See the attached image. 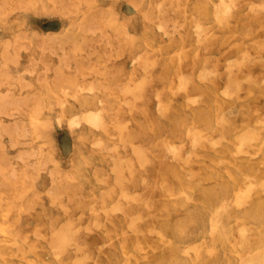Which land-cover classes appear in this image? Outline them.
<instances>
[{
  "label": "rangeland",
  "instance_id": "obj_1",
  "mask_svg": "<svg viewBox=\"0 0 264 264\" xmlns=\"http://www.w3.org/2000/svg\"><path fill=\"white\" fill-rule=\"evenodd\" d=\"M0 3V264H264V0Z\"/></svg>",
  "mask_w": 264,
  "mask_h": 264
},
{
  "label": "bare ground",
  "instance_id": "obj_2",
  "mask_svg": "<svg viewBox=\"0 0 264 264\" xmlns=\"http://www.w3.org/2000/svg\"><path fill=\"white\" fill-rule=\"evenodd\" d=\"M10 1H11V0H10ZM237 1H238V0H237ZM6 2H7V1H6ZM67 2H68V1H66V5H67ZM1 3H2V2H1ZM1 3H0V4H1ZM68 3L70 4V2H68ZM76 3H78V2H76ZM233 3H234V2H233ZM4 4H5V2H4ZM6 4H7V3H6ZM6 4H5V5H6ZM81 4H82V3H81ZM81 4H80V5H81ZM157 4H158V3H157ZM260 4H262V3L260 2ZM66 5H65V6H66ZM257 5H258V4H257ZM67 7H68V5H67ZM0 8H1V7H0ZM157 8H158V6H157ZM258 8H259V6H258ZM3 9H4V8H3ZM260 9H261V8H260ZM10 10H11V8H10ZM158 10L160 11L159 8H158ZM158 10H157V11H158ZM2 11H3V10H2ZM258 11H259V10H258ZM0 13H1V10H0ZM60 13H61V12H60ZM71 13H72V12H71ZM182 17H183V16H182ZM223 18H224V17H223ZM218 19H219V18H218ZM196 23H197V22H196ZM194 26H195V25H194ZM248 26H249V25H248ZM196 27H198V25H197ZM88 29H90V28H88ZM88 31H89V30H88ZM91 31H92V29H91ZM246 31L249 32L248 30H246ZM92 32H93V31H92ZM240 32H241V31H240ZM124 34H125V33H124ZM19 35H20V34H19ZM22 36H23V34H22ZM199 37H200V36H199ZM199 37H198V38H199ZM18 38H20V37H18ZM4 41H5V40H3V42H4ZM195 41H196V40H195ZM15 42H16V41H15ZM44 46H45V45H44ZM3 47H4V46H3ZM26 47H27V46H25V48H26ZM4 48H5V47H4ZM4 48H3V50H4ZM14 48H15V47H14ZM27 48H28V47H27ZM44 48H45V47H44ZM46 48H47V47H46ZM48 48H49V47H48ZM186 54H187V53H186ZM260 54H261V53H260ZM212 55H213V54H212ZM247 56H248V55H247ZM177 57H178V56H177ZM179 58H181V57H179ZM253 59H254V58H253ZM180 60H181V59H180ZM256 60H257V59H256ZM148 65H150V64L148 63ZM245 65H246V64H245ZM34 67H35V66H34ZM202 67H203V66H202ZM52 68H53V67H52ZM226 68H227V67H226ZM199 71H200V70H199ZM40 73H41V72H40ZM200 73H202V71H201ZM206 73H207V72H206ZM209 74H210V73H208V75H209ZM208 75H207V76H208ZM213 75H214V74H213ZM183 76H184V75H183ZM202 76H203V75H202ZM180 77H181V76H180ZM197 77H198V76H197ZM208 77H209V76H208ZM222 77H223V76H222ZM82 78H83V77H82ZM201 78H203V77H201ZM129 79H131V78H129ZM138 79H139V78H138ZM142 79H144V78H142ZM182 79H183V78H182ZM220 79H221V77H220ZM224 79H225V77H224ZM177 80H178V79H177ZM227 80H228V79H227ZM180 81H181L180 79H179V81H177V82H178V83H177V86H178V84H179ZM139 82H140V81H139ZM231 82H232V80H231ZM125 83H126V82H125ZM229 83H230V82H229ZM262 83H263V82H262ZM225 84H226V83H225ZM180 85H181V82H180ZM24 86H25V84H24ZM22 88H23V86H22ZM22 88H21V89H22ZM89 88H90V86H89ZM179 88H180V87H179ZM223 88H224V87H223ZM225 88H226V85H225ZM139 89H140V88H139ZM238 89H239V88H238ZM238 89H237V90H238ZM89 90H90V89H89ZM89 90H88V91H89ZM97 90H98V89H97ZM126 90H128V89H126ZM134 90H135V89H134ZM136 90H137V89H136ZM234 90H235V89H234ZM240 90H241V89H240ZM219 91H220V89H219ZM222 91H223V90H222ZM173 92H174V91H173ZM176 92H177V91H176ZM249 92H250V91H249ZM249 92H248V93H249ZM62 93H63V91H62ZM155 93H156V92H155ZM234 93H235V92H234ZM234 93H232V94H234ZM63 94H64V93H63ZM129 94H131V93H129ZM133 94H134V93H133ZM136 95H137V94H136ZM136 95L134 94V97H135ZM140 95H141V94H140ZM154 95H155V94H154ZM206 95H207V94H206ZM228 95H229V94H228ZM25 96H26V95H25ZM131 96H132V94H131ZM149 96H150V95H149ZM160 96H161V95H160ZM225 96H226V90H225ZM137 97H138V96H137ZM144 97H145V96H144ZM155 97H157V95H156ZM158 98H160V97H158ZM195 98H196V97H195ZM14 99H15V98H14ZM72 99H73V98H72ZM130 99H131V97H130ZM136 99H137V98H136ZM190 99L192 100L191 97H190ZM214 99H215V98H214ZM2 100H4V99H2ZM133 100H134V98H133ZM188 100H189V99H188ZM0 101H1V98H0ZM15 101H16V100H15ZM157 101H158V100H157ZM56 102H57V101H56ZM130 102H131V101H130ZM2 103H3V101H2ZM2 103H0V105H1ZM7 103H8V102H7ZM14 103H15V102H14ZM124 103H125V101H124ZM180 104H181V103H180ZM185 104H186V103H185ZM2 105L6 106L5 104H2ZM231 105H232V104H231ZM4 106L0 108V109L3 108L2 111L4 110V108H6V107H4ZM7 106L9 107V105H7ZM163 106H164V105H163ZM165 107H166V106H165ZM247 107H248V106H247ZM225 108H226V107H225ZM253 108H254V107H253ZM238 109H240V108H238ZM238 109H237V110H238ZM247 109H248V108H247ZM256 109H257V108H256ZM248 110H249V109H248ZM222 111H223V110H222ZM253 112H254V111H253ZM91 113H92V112H91ZM91 113H90V114H91ZM236 113H237V112H236ZM95 114H96V113H95ZM97 114H98V113H97ZM220 114H221V113H219V116H220ZM16 115H17V114H16ZM91 115H92V114H91ZM162 115H163V113H162ZM164 115H166V114H164ZM223 115H224V114H223ZM59 116H60V115H59ZM96 116L99 117V115H96ZM96 116H95V117H96ZM226 116H227V115H226ZM261 116H262V115H261ZM76 117H77V116H76ZM98 117H96V118H97V120L99 121L100 118L98 119ZM100 117H101V115H100ZM217 117H218V116H217ZM221 117H222V116H221ZM14 118H15V117H14ZM18 118H20V116H19ZM69 118H70V117H69ZM71 119H72V118H71ZM75 119H76V118H75ZM75 119H74V121H75ZM87 119H88V118H87ZM89 119H91V118H89ZM112 119H113V118H112ZM77 120H78V119H77ZM77 120H76V121H77ZM116 120H117V119H116ZM76 121H75V122H76ZM98 121H97L96 123H98ZM23 122H24V121H23ZM71 122H73V121H71ZM69 123H70V122H69ZM76 123H78V121H77ZM93 123H94V122H93ZM96 123H94V124H96ZM0 124H1V123H0ZM70 124H71V123H70ZM70 124H69V125H70ZM122 124H123V123H122ZM6 125H7V124H5V128H6ZM8 125H9V124H8ZM74 125H75V124H74ZM126 125H127V124H126ZM13 126H14V123H13ZM7 127H8V126H7ZM10 127H11V126H10ZM73 127H74V126H73ZM125 127H126V126H125ZM49 128H50V127H49ZM3 129H4V128H3ZM190 130H191V129H190ZM200 130H201V129H200ZM200 130H199V131H200ZM4 131H5V129H4ZM199 131H198V132H199ZM13 132H14V131H13ZM13 132H12V133H13ZM188 132H190V131L188 130ZM9 133H10V132H9ZM192 133H193V132H192ZM198 135H199V134H198ZM198 135H197V133L195 134L196 137L194 136V137H195L194 140H197V139H198V138H197ZM1 136H2V134H1ZM11 138H12V137H11ZM196 138H197V139H196ZM252 138H253V137H252ZM202 139H203V136H202ZM255 139H256V138H255ZM194 140H193V141H194ZM239 140H240V139H239ZM242 140H243V139H242ZM248 140H249V139H248ZM248 140H247V141H248ZM193 141H192V142H193ZM202 141H203V140H202ZM245 141H246V140H245ZM245 141L243 140V142H245ZM258 141H259V140H258ZM23 142H24V141H22V144H23ZM93 142H94V141H93ZM95 142H97V141H95ZM99 142H100V141H99ZM203 142H204V141H203ZM211 142H213V139H211ZM240 142H242V141H240ZM240 142H238V143H240ZM250 142H251V140H250ZM256 142H257V141H256ZM193 143H194V142H193ZM215 143H217V142H215ZM215 143H214V144H215ZM238 143H237L236 147H237V146L239 147L240 144L238 145ZM180 144L182 145V143H180ZM98 145H99V144H98ZM129 145H130V144H129ZM221 145H222V144H221ZM258 145H259V144H258ZM99 146H100V145H99ZM172 146H173V145H172ZM241 146H242V145H241ZM241 146H240V147H241ZM24 147H25V146H24ZM132 147H133V146H132ZM170 147H171V145H170ZM170 147H168V148H170ZM209 147H210V146H209ZM261 147H262V146H261ZM123 148H124V147H123ZM166 148H167V147H166ZM166 148H165V149H166ZM25 149H26V148H25ZM27 149H29V147H27ZM30 149H31V148H30ZM30 149H29V150H30ZM171 149H172V147H171ZM208 149H209V148H208ZM210 149H212V148L210 147ZM238 149H239V148H238ZM34 150H36V149H34ZM169 150H170V149H169ZM169 150H168V151H169ZM22 152H23V150H22ZM27 152H28V150H27ZM20 153H21V151H20ZM24 153H25V152H24ZM138 153H139V152H138ZM140 154H142V153H140ZM145 154H146V153H145ZM251 154H252V153H251ZM16 156H18V155L16 154ZM138 157H140V156L138 155ZM139 159H140V158H139ZM218 160H219V159H218ZM140 161H141V160H140ZM200 161H201V160H200ZM141 162H143V161H141ZM70 163H72V162H70ZM139 164H140V163H139ZM182 165H183V164H182ZM39 167H40V166H39ZM119 167H120V166H119ZM40 169H41V167H40ZM128 169H129V168H128ZM221 169H223V168H221ZM37 170H38V169H37ZM41 170H42V169H41ZM125 170H126V169H125ZM251 170H253V169H251ZM256 170H257V169H256ZM11 171H12V170H11ZM115 172H116V171H115ZM33 174H34V173H33ZM120 174H121V173H120ZM261 174H262V173H261ZM31 176H32V175H31ZM31 176H30V177H31ZM33 176H34V175H33ZM33 176H32V177H33ZM35 176H36V175H35ZM228 176H229V175H228ZM259 176H260V175H259ZM262 176H263V175H262ZM16 177H17V176H16ZM18 177H21V176H18ZM24 178H25V177H24ZM27 178H28V176H27ZM262 179H264V178H262ZM142 181H143V180H142ZM140 182H141V181H140ZM143 183H144V182H143ZM259 184H261V183H259ZM4 185H5V184H4ZM262 185H264V184H262ZM7 186H8V185H7ZM7 186H5V187H7ZM258 186H259V185H258ZM3 187H4V186H3ZM7 188H8V187H7ZM143 189H144V188H143ZM248 189H249V187H248ZM251 189H252V188H251ZM251 189H250V190H251ZM131 190H132V189H131ZM250 190H248V191H250ZM6 191H7V190H6ZM127 192H128V191H127ZM135 192H136V191H135ZM120 193H121V192H120ZM132 193L134 194V191H133ZM21 194H22V193H21ZM54 194H55V193H54ZM127 194H128V193H127ZM55 195H56V194H55ZM130 195H132V194H130ZM142 195H143V194H142ZM119 196H120V195H119ZM124 196L127 197V195H125V194H124ZM188 196H189V195H188ZM129 197H130V196H129ZM129 197H127V198H129ZM131 197H134V198H135V195H132ZM136 197H137V196H136ZM140 197H142V196H140ZM149 197H150V196H149ZM129 199H132V198H129ZM133 200H134V199H133ZM135 200H136V199H135ZM139 200H140V199H139ZM241 200H242V199H241ZM237 201H238V200H236V202H237ZM49 202H50V200H49ZM51 202H52V201H51ZM57 202H58V201H57ZM65 202H66V201H65ZM143 202H144V201H143ZM54 203H55V202H54ZM51 204H52V203H51ZM56 205H57V204H56ZM59 205H60V204H59ZM111 205H112V204H111ZM60 206H61V205H60ZM116 207H117V205H116ZM117 208H118V207H117ZM149 208H150V207H149ZM114 209H116V208H114ZM10 210H11V209H10ZM116 210H117V209H116ZM119 210H120V209H119ZM137 211H138V210H137ZM112 214H113V213H112ZM139 214H140V213H139ZM58 215H59V214H58ZM58 215H57V216H58ZM124 215H125V214H124ZM128 215H129V214H128ZM130 215H132V213H131ZM141 215H142V214H141ZM137 216H138V215H137ZM137 216H136V217H137ZM136 217H135V218H136ZM139 217H140V216H139ZM135 218L133 217L134 220H135ZM129 219H130V218H129ZM133 219H130V220H133ZM63 220H64V219H63ZM66 220H67V219H66ZM130 220H129V221H130ZM134 220H133V221H134ZM136 220H137V218H136ZM17 222H18V221H17ZM69 222H70V221H69ZM196 222H197V221H196ZM129 223H130V222H129ZM59 224H60V223H59ZM196 224H197V223H196ZM10 226H11V225H10ZM95 226H96V225H95ZM127 226H128V225H127ZM196 226H197V225H196ZM8 227H9V226H8ZM98 227H99V225H98ZM64 228H65V227H64ZM79 228H80V227H79ZM83 228H85V227H83ZM150 228H152V227H149L148 229H150ZM191 228H192V227H191ZM240 228H241V227H240ZM57 229H58V228H57ZM59 229L63 230L62 228H59ZM65 229L67 230V228H65ZM74 229H75V227L73 228V230L71 229V231H73L72 233H74V231H75ZM77 229H78V228H77ZM148 229H147V230H148ZM240 230H241V229H240ZM243 230H244V229H243ZM243 230H241V231H243ZM245 230H246V229H245ZM148 231H150V230H148ZM241 231H240V232H241ZM63 232H64V235H65V233H66L67 231L65 232V230H63L62 233H61V231H60V234L63 235ZM69 232H70V231H69ZM69 232H68V233H69ZM83 232H84V231H83ZM146 232H147V231H146ZM240 232L238 231V233H240ZM68 233H67V235H68ZM42 234H43V233H42ZM240 234H242V232H241ZM64 235H63V236H64ZM67 235H65V237H66ZM69 235H71V234H69ZM69 235H68V236H69ZM242 235H244V233H243ZM41 236H42V235H41ZM58 236H59V235H58ZM71 236H72V235H71ZM71 236H70V240H71ZM61 237H62V236H61ZM72 237H73V236H72ZM22 238H23V237H22ZM80 238H81V237H80ZM63 239H64V237H63ZM53 240H54V239H53ZM67 240H69V237H67V239H66L65 242H68ZM70 240H69V242H70ZM138 240H139V239H138ZM54 241H55V240H54ZM63 242H64V241H63ZM72 242H73V241H72ZM134 242H135V241H134ZM139 243H140V242H139ZM11 244H12V243H11ZM14 244H15V243H14ZM14 244H13V245H14ZM66 244H67V243H66ZM71 244H72V243H71ZM148 244H149V243H148ZM57 245H58V244H57ZM63 245H64V244H63ZM68 245H69V244H68ZM138 245L140 246V244H138ZM151 245H152V244H151ZM99 246H100V245H99ZM260 247H261V246H260ZM17 248H18V247H17ZM58 248H60V247H58ZM62 248H63V247H62ZM76 249H77V248H76ZM261 249H262V248H261ZM29 250H30V249H29ZM194 250L197 251V249H194ZM74 251H75V250H74ZM93 252H94V250H93ZM187 252H188V251H187ZM232 252H233V251H232ZM234 252H235V251H234ZM15 253H16V252H15ZM61 253H62V252H61ZM22 254H24V252H23ZM83 254H84V253H83ZM91 254H92V253H91ZM93 254H94V253H93ZM95 254H96V253H95ZM60 255H61V254H60ZM236 255H237V254H236ZM83 256H84V255H83ZM86 256H87V255H86ZM55 257H56V256H55ZM88 257H89V256H88ZM88 257H86V258H88ZM91 257H92V256H91ZM75 259H76V258H75ZM80 259H81V258H80ZM76 260H77V259H76ZM80 261H81V260H80ZM84 261H85V260H84ZM81 262H82V261H81ZM81 262H80V263H81ZM78 263H79V262H78ZM85 264H86V263H85ZM243 264H257V256H253V257H250V258L246 259V260L244 261Z\"/></svg>",
  "mask_w": 264,
  "mask_h": 264
}]
</instances>
